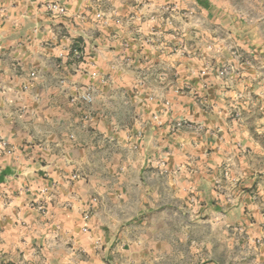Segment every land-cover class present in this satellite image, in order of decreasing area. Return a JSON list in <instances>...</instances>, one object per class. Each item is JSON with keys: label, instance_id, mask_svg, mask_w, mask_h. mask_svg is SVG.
I'll list each match as a JSON object with an SVG mask.
<instances>
[{"label": "crops", "instance_id": "crops-1", "mask_svg": "<svg viewBox=\"0 0 264 264\" xmlns=\"http://www.w3.org/2000/svg\"><path fill=\"white\" fill-rule=\"evenodd\" d=\"M227 12L0 0V264H264L263 116L213 61L216 28L249 25Z\"/></svg>", "mask_w": 264, "mask_h": 264}, {"label": "rangeland", "instance_id": "rangeland-1", "mask_svg": "<svg viewBox=\"0 0 264 264\" xmlns=\"http://www.w3.org/2000/svg\"><path fill=\"white\" fill-rule=\"evenodd\" d=\"M214 1L228 10L226 15L232 17L231 21L233 23L238 19L245 18L249 24L246 28L241 29L233 26L231 34L223 28H216L214 39H212L216 51L213 61L215 62V68L220 67L223 75L230 74L234 85H240L242 83L241 80L243 82L246 80V87L249 88L247 96L249 106L244 110V117H260L262 114V122L256 124L253 122L252 125L254 130L258 129L260 131L258 136L264 145V99L263 111H261L258 100L256 102V95L259 96V94L255 92V84L262 87L264 92V55L261 56V46L253 34L255 31V20L264 16V8L263 14H261L258 9L261 0ZM199 37L202 40V36L200 35ZM235 91L238 97L239 94L244 92L239 87ZM236 111H238L236 113L241 112L238 109ZM235 116L239 117L238 114Z\"/></svg>", "mask_w": 264, "mask_h": 264}, {"label": "built area", "instance_id": "built-area-1", "mask_svg": "<svg viewBox=\"0 0 264 264\" xmlns=\"http://www.w3.org/2000/svg\"><path fill=\"white\" fill-rule=\"evenodd\" d=\"M48 8L55 15H59L65 12V6L59 1L49 4ZM83 97L85 100L92 101V96L89 93L88 89L85 90ZM200 102L204 104V101L202 99H200ZM166 106H171L169 101L166 102Z\"/></svg>", "mask_w": 264, "mask_h": 264}, {"label": "trees", "instance_id": "trees-1", "mask_svg": "<svg viewBox=\"0 0 264 264\" xmlns=\"http://www.w3.org/2000/svg\"><path fill=\"white\" fill-rule=\"evenodd\" d=\"M200 2H202V0H200Z\"/></svg>", "mask_w": 264, "mask_h": 264}]
</instances>
